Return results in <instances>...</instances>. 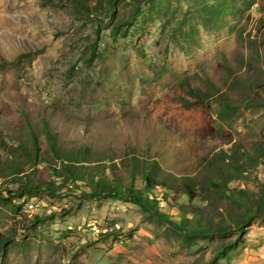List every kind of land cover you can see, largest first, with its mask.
I'll return each mask as SVG.
<instances>
[{
	"label": "rangeland",
	"instance_id": "rangeland-1",
	"mask_svg": "<svg viewBox=\"0 0 264 264\" xmlns=\"http://www.w3.org/2000/svg\"><path fill=\"white\" fill-rule=\"evenodd\" d=\"M0 153V264H264V0H0Z\"/></svg>",
	"mask_w": 264,
	"mask_h": 264
},
{
	"label": "trees",
	"instance_id": "trees-1",
	"mask_svg": "<svg viewBox=\"0 0 264 264\" xmlns=\"http://www.w3.org/2000/svg\"><path fill=\"white\" fill-rule=\"evenodd\" d=\"M107 1H108V5L110 7L111 12H113L115 5H116V0H107ZM101 30H102L101 25H97V27L95 29L96 38H95L94 42L92 44H90V46H89V49L91 50V53H92V55L90 56L91 59H93L94 54L98 50L99 41H100V37H101ZM119 33H121L120 27H119V25L115 24L113 26V35L116 36ZM186 85L189 88L188 93L192 97H194L197 100V102L209 101L216 93H221L220 88L214 83L211 84V89H208V90H205V89L200 88V87H194L190 83H187ZM237 107H238L237 105L225 102V109H227V110H234ZM44 133H45V136L47 137V139L51 142L52 148L55 151V153L57 154V156H59L63 161H65V158H64L65 156L64 157L61 156L60 151L56 145V142L58 139V133L53 132L47 123L44 124ZM35 142H36V148H38L39 146H38V139L37 138L35 139ZM0 157H1V153H0ZM69 157H71V156H69ZM69 163L70 164H65V163L64 164L68 168V172H69L70 176L73 178V180L75 182H78L80 179L83 178V174H82L83 172L75 170L73 162H69ZM49 164L51 165V168L54 171H56V169L53 166V163L50 162ZM143 178H144V181L146 182L147 186L155 184V178H154V175L152 173V166H151V168L149 166V169H148V167L145 168V170L143 172ZM47 185H48V187H51V184H49V182L47 183ZM106 187L107 188H106L105 192H101L102 197H111L114 199H124L127 201H132L135 204H138L139 206H141L143 208V210H145V211L146 210L150 211V210L156 209V207H157L158 203L156 200H154L150 197L149 194H151V192H149L148 188H146L145 191L137 190L132 185L126 187L117 181L109 182ZM155 215H157V217H159V218L168 219V221H170L168 216H166L164 214H155ZM170 223H172L176 227H179L181 230L185 231V237L186 238H190L195 234L205 232L204 228L201 225H199L195 228H189L185 225V222H181V223L170 222ZM239 231H240V234L245 232V230H243L242 228H239ZM238 244H239L238 241H230V242L225 243L220 249L217 250V252L215 253L210 264H217V262L219 260L228 258L229 252L232 249L236 248L238 246Z\"/></svg>",
	"mask_w": 264,
	"mask_h": 264
}]
</instances>
